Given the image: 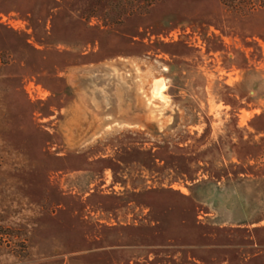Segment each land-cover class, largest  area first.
<instances>
[{
	"label": "rangeland",
	"instance_id": "374dc122",
	"mask_svg": "<svg viewBox=\"0 0 264 264\" xmlns=\"http://www.w3.org/2000/svg\"><path fill=\"white\" fill-rule=\"evenodd\" d=\"M0 264H264V0H0Z\"/></svg>",
	"mask_w": 264,
	"mask_h": 264
},
{
	"label": "trees",
	"instance_id": "16d2710c",
	"mask_svg": "<svg viewBox=\"0 0 264 264\" xmlns=\"http://www.w3.org/2000/svg\"><path fill=\"white\" fill-rule=\"evenodd\" d=\"M191 181H193V179L190 178Z\"/></svg>",
	"mask_w": 264,
	"mask_h": 264
}]
</instances>
